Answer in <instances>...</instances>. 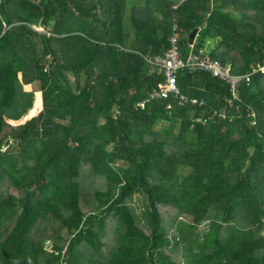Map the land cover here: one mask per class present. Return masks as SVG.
<instances>
[{"label":"trees","instance_id":"trees-1","mask_svg":"<svg viewBox=\"0 0 264 264\" xmlns=\"http://www.w3.org/2000/svg\"><path fill=\"white\" fill-rule=\"evenodd\" d=\"M196 29L235 74L264 61V0H0V264H264V75L136 107L144 57Z\"/></svg>","mask_w":264,"mask_h":264},{"label":"built area","instance_id":"built-area-1","mask_svg":"<svg viewBox=\"0 0 264 264\" xmlns=\"http://www.w3.org/2000/svg\"><path fill=\"white\" fill-rule=\"evenodd\" d=\"M182 0H180V3ZM176 8V6H174ZM175 31V26L173 28ZM169 48L159 56L144 57L146 63L155 69L157 75L162 76V82L157 86V89L149 93L147 97L136 103V107L143 109L145 105L154 99L174 100L178 107H202L205 105L204 100L195 97H189L180 92L177 85V75L182 71L203 72L215 78L228 86L230 99L228 103L238 101V88L241 84H247L253 74L259 73L264 75V61L262 64L254 68L249 74H235L229 66L223 65L220 61L211 58V56L202 48L195 49L193 43L189 45V51L186 56H182L178 48V36L173 34L169 40ZM167 109L171 108L168 104ZM224 120L226 114L224 110L214 111L209 117H193L192 123L197 125H205L213 118ZM251 117L255 118L254 113ZM255 120L252 124H255Z\"/></svg>","mask_w":264,"mask_h":264},{"label":"rangeland","instance_id":"rangeland-1","mask_svg":"<svg viewBox=\"0 0 264 264\" xmlns=\"http://www.w3.org/2000/svg\"><path fill=\"white\" fill-rule=\"evenodd\" d=\"M210 42H205V48L204 50H210V45H209ZM24 91H33V103H32V106H31V109L27 111L26 115L23 116L21 119L19 120H16V121H8L11 125H18V124H21L23 123L24 121H26L27 119H29L30 117H32L33 115H35V113L37 111H39V109H35L34 108V104H35V100H36V93H39V92H36V88H35V85H31V86H27L26 88H24ZM199 229L201 230H205V226H201ZM263 234H264V231H263Z\"/></svg>","mask_w":264,"mask_h":264},{"label":"water","instance_id":"water-1","mask_svg":"<svg viewBox=\"0 0 264 264\" xmlns=\"http://www.w3.org/2000/svg\"><path fill=\"white\" fill-rule=\"evenodd\" d=\"M198 32V29L194 30L189 36H188V43L192 44L195 40L196 34Z\"/></svg>","mask_w":264,"mask_h":264}]
</instances>
